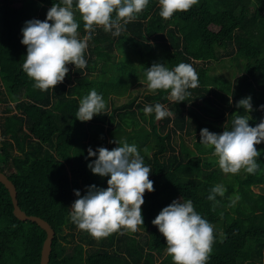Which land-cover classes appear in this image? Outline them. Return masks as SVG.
Wrapping results in <instances>:
<instances>
[{
    "label": "trees",
    "instance_id": "1",
    "mask_svg": "<svg viewBox=\"0 0 264 264\" xmlns=\"http://www.w3.org/2000/svg\"><path fill=\"white\" fill-rule=\"evenodd\" d=\"M58 3L0 0V104L6 98L15 103L7 106L1 130L0 171L16 186L20 208L54 229L50 264H158L167 243L152 221L180 198L190 199L213 226L206 264H264V142L255 145L261 153L254 174L223 172L214 149L199 143L201 129L221 134L232 128L237 114H246L237 107L243 98L251 97L249 125L264 120V0H197L169 19L160 16L159 0H149L119 36L96 26L84 54L86 67L67 65L66 81L41 90L23 70L27 49L21 30L26 21L45 20ZM74 11L82 39L85 22L75 6ZM226 58L243 68L237 85L209 75V65ZM157 62L170 70L181 62L191 64L198 87L190 88L183 102L170 99L167 90H149L146 71ZM92 89L107 107L81 122L75 116L79 102ZM156 103L172 116L146 115L144 106ZM192 116L197 137L189 148L175 138L191 134ZM113 140L137 146L151 168L154 191L144 194L141 231H114L101 237L100 248L88 251L96 237L80 229L75 244L65 228L77 227L70 219L74 190L84 195L88 186L108 187L109 176L87 167L96 158L88 156V149L111 150L118 146ZM216 185L225 192L209 200ZM255 188L262 189L257 193ZM46 237L36 223L15 217L10 193L0 182V264H41ZM163 259L159 264L173 262L170 255Z\"/></svg>",
    "mask_w": 264,
    "mask_h": 264
},
{
    "label": "clouds",
    "instance_id": "2",
    "mask_svg": "<svg viewBox=\"0 0 264 264\" xmlns=\"http://www.w3.org/2000/svg\"><path fill=\"white\" fill-rule=\"evenodd\" d=\"M160 16L169 19L176 12L188 11L197 0H159ZM149 4V0H61L47 11L46 19H32L22 28L21 43L27 53L23 70L41 90H47L62 83L71 64L83 69L87 65L85 51L96 26H102L105 32L119 36L125 26L134 21L137 15ZM79 12L87 34L79 37ZM115 13V16H113ZM147 88L151 91L167 90L169 98L183 102L190 88L198 87V73L191 64L181 62L173 69L164 63H153L147 68ZM103 95L92 89L80 99L76 118L81 122L91 121L94 116L106 110ZM246 114H237L232 128L222 134L200 130V141L204 146L214 149L213 155L219 157V166L225 173H238L244 169L254 174L259 164L260 151L255 145L264 142V120L255 127L249 125V113L253 110L251 97L237 102ZM260 108L264 110V105ZM143 111L146 115L155 114L161 120L172 116L168 108L161 103L147 104ZM111 150L98 147L88 149L89 157H96L87 167L93 174L109 176L106 189L91 185L85 194L74 190L77 199L71 205L70 219L82 230L94 237H105L110 233L126 229L132 232L144 225L142 205L145 192L154 191L152 172L144 162L135 144L124 142ZM221 185L212 188L209 200L215 201L216 195H223ZM166 239L167 252L173 264H206L214 241L213 226L194 208L190 199L180 198L164 207L152 221Z\"/></svg>",
    "mask_w": 264,
    "mask_h": 264
},
{
    "label": "rangeland",
    "instance_id": "3",
    "mask_svg": "<svg viewBox=\"0 0 264 264\" xmlns=\"http://www.w3.org/2000/svg\"><path fill=\"white\" fill-rule=\"evenodd\" d=\"M79 37H80V34H79ZM231 58H226L224 59L223 61L221 62H218V63H211L209 65V68H210V72H209V75L211 76H214V77H220V78H223L225 79V81L229 82L230 84H234V85H237V82L238 80L241 78V76L243 75V68L240 69V67L233 61L230 60ZM239 67V68H238ZM67 77H65L64 81H66ZM143 97V95H141ZM143 99V98H142ZM143 101V100H142ZM14 101L11 100L10 98H6V102H2L0 104V148L2 146V136H1V130H2V126H3V123H4V120H5V116L7 115V106L10 105V106H14ZM195 118L192 116V118H190V122L192 124V127H191V134L190 135H187L186 132H181L179 133L177 136H176V140L177 141H183L184 140V143L186 146H188L189 148H193V143L197 137L196 133H195V122H194ZM147 129V128H145ZM223 132V131H222ZM215 133V132H214ZM222 134V133H221ZM155 144L154 140H152L149 145H153ZM218 164H219V160H218ZM218 168V166H217ZM262 188H255V191L257 193H259L261 191ZM144 205H142V208H143ZM157 227V226H156ZM138 230L141 231V229L138 227ZM79 233H80V229L78 227L76 228H71V227H66L65 228V234L69 235L70 238L71 235H73L74 237V243L76 244L79 243L80 241V238H79ZM140 239H142V237H140ZM100 240H101V237H96L95 239V247H90V246H86V249L88 251H92V250H96V248H100ZM168 252L166 251L165 254L163 255L164 259L166 257H168ZM162 256L159 257L158 256V259H157V263L159 264L160 261L162 260L163 258ZM163 259V260H164ZM167 264H173V262H169Z\"/></svg>",
    "mask_w": 264,
    "mask_h": 264
},
{
    "label": "water",
    "instance_id": "4",
    "mask_svg": "<svg viewBox=\"0 0 264 264\" xmlns=\"http://www.w3.org/2000/svg\"><path fill=\"white\" fill-rule=\"evenodd\" d=\"M0 182L7 188V190L10 193L14 206L15 217L23 222L31 221L33 223H36L41 229H43L46 232L47 237L42 248L41 264H50L51 254L53 249V241L56 237V233L54 229L46 220L37 216L28 215L20 208L17 198L18 192L16 186L9 179V177L1 171H0Z\"/></svg>",
    "mask_w": 264,
    "mask_h": 264
}]
</instances>
